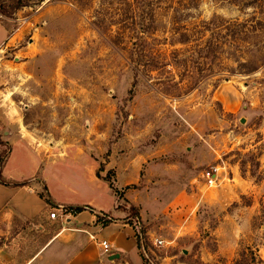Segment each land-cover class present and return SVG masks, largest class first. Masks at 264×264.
<instances>
[{
  "label": "rangeland",
  "instance_id": "rangeland-1",
  "mask_svg": "<svg viewBox=\"0 0 264 264\" xmlns=\"http://www.w3.org/2000/svg\"><path fill=\"white\" fill-rule=\"evenodd\" d=\"M147 3L33 0L11 17L0 0L15 37L0 103L14 102L25 124L0 125V138L10 144L11 132L23 131L40 165L35 177L56 196L72 191L74 203L90 201L117 171L128 179L118 203L132 205L127 218L152 260L139 245L143 264H264V8L153 1L156 28L143 34L142 55L138 30L126 33L123 23L139 27ZM239 23L246 41L201 60L217 30L239 33ZM201 25L200 47L178 42L174 31ZM133 203H143L144 220ZM38 224L0 226V264H37L53 232Z\"/></svg>",
  "mask_w": 264,
  "mask_h": 264
},
{
  "label": "crops",
  "instance_id": "crops-1",
  "mask_svg": "<svg viewBox=\"0 0 264 264\" xmlns=\"http://www.w3.org/2000/svg\"><path fill=\"white\" fill-rule=\"evenodd\" d=\"M10 31L7 22L0 19V70L10 62L9 50H14L15 37L10 36ZM0 95H5L1 89ZM3 101V104L0 103V125L25 128L20 108L9 99L5 98ZM6 133L7 131L4 132L5 135ZM7 138L12 144L13 151L4 166L3 175L8 180L26 184L14 186L0 182V226L4 224L8 227L14 224L16 219L33 220L37 221L38 228L46 233L53 231L34 262L37 264H143L139 254L135 224L129 221L132 218H127L128 209L118 208V205L124 204L118 203L120 199L108 181L99 179L101 190L95 189L96 196H92L87 203H74L72 191L56 196L48 190L45 181L35 177L40 165L35 156L31 157L30 139L21 130L17 134L11 132ZM33 160H35L34 165H32ZM135 160L141 165L147 161L141 156L135 157ZM116 175L113 183L116 188L124 192L128 179L121 178L118 171ZM129 175H134V172ZM96 190L101 191L102 195H97ZM106 197H111L109 203H105ZM133 204L143 207L140 216L144 220L147 214H144L143 203ZM68 206L82 207L83 210L77 214L73 212L66 221L50 217V213L55 209L61 212V208ZM104 214L111 219L106 226H103L104 219H100ZM104 241L111 245L108 253L102 249ZM111 253H119L120 258L114 261L108 260L107 256Z\"/></svg>",
  "mask_w": 264,
  "mask_h": 264
},
{
  "label": "trees",
  "instance_id": "trees-1",
  "mask_svg": "<svg viewBox=\"0 0 264 264\" xmlns=\"http://www.w3.org/2000/svg\"><path fill=\"white\" fill-rule=\"evenodd\" d=\"M3 2L8 1L9 5L5 6L3 9L4 14L7 13L8 16H11L16 13L18 10L22 9L25 6H29L30 3L33 0H1ZM146 0H143V2ZM153 1H155L156 3L161 2V0H152V3H147L144 4L143 6V10L141 13L140 18V22H135V24L139 25V27L134 26L133 22L129 23H123V30L126 33H130V31H135L138 30V37L140 40V46H142V55L145 54V48H146V41H145V37H143V34H149V33H153V31L155 30V26H156V15H155V6L153 4ZM188 1L189 4L191 5V8H197L199 6L200 0H185ZM220 1H229V2H239L242 3L243 6H255V4L257 5L256 7L258 8H264V0H220ZM148 8V11H144V9ZM263 10V9H262ZM241 25V27H243L240 32H236L231 30V27L228 25L226 26V32L223 33L222 30H217L216 32V37H213L212 40H207V42L205 43L204 46H202L200 48V58L201 60H206V59H212V58H218L217 53H216V49L220 48V46L225 45L227 43H230L231 41L235 42L238 40H243L246 41L248 39V33L247 31H249V29L245 26L246 23H239V26ZM205 25H201V26H197L196 28L192 29V30H185V31H180V32H175L176 35L178 36V42L183 43V44H188V43H192L193 41H196V44L198 47H200V45H202V35H204V31L206 30ZM215 34V33H214ZM244 34V38L241 37ZM231 37V40L229 39ZM138 44V43H136ZM198 62V61H197ZM159 64V63H158ZM140 66L147 68L148 63H139ZM198 65H202L201 63L198 62ZM206 65H208L207 61H206ZM155 69H151L152 70H159L158 65L155 63L154 65ZM200 68V67H199ZM254 70V69H252ZM0 146H5L7 149L4 150L3 152H0V182L4 185H21V184H26L25 182H17V181H13V180H8L7 178L4 177L3 175V169L7 160V157L9 155V150L11 148V145L7 142L4 141L0 138ZM108 173H111V171H109ZM110 187L114 190V192L116 193V195L118 196L119 199H121L123 197V190H119L118 188L115 187L114 183L110 180H108ZM127 204L124 205H118V208H122L124 210H129L130 207H127ZM132 206V205H130ZM66 210L68 211H72L75 214H77L78 212L82 211L83 208L82 207H74V206H68L65 207ZM133 218H138V215H132ZM100 219H104L103 220V226H106L107 223L109 221H111V219H109L107 217L106 214H104L102 217H100ZM141 237L138 238L139 241V245L140 248H142V242H141ZM149 256V255H148ZM151 256V255H150ZM147 261L151 262L152 260L150 259V257H146Z\"/></svg>",
  "mask_w": 264,
  "mask_h": 264
},
{
  "label": "built area",
  "instance_id": "built-area-1",
  "mask_svg": "<svg viewBox=\"0 0 264 264\" xmlns=\"http://www.w3.org/2000/svg\"><path fill=\"white\" fill-rule=\"evenodd\" d=\"M214 177L215 175H212L211 172H207V178L209 179L210 184L214 182ZM72 213H73L72 211H68L65 208H61V212L58 209H55L54 211L50 213V217L55 220L60 219L61 221H66L68 216H70ZM155 243L157 245H162L163 240L156 239ZM102 249L104 252L108 253L111 250L110 243H108L107 241H104L102 243Z\"/></svg>",
  "mask_w": 264,
  "mask_h": 264
},
{
  "label": "water",
  "instance_id": "water-1",
  "mask_svg": "<svg viewBox=\"0 0 264 264\" xmlns=\"http://www.w3.org/2000/svg\"><path fill=\"white\" fill-rule=\"evenodd\" d=\"M243 121H244V119H243ZM141 239H142V237H141ZM142 250H143L145 256L148 257V252H147V250H146V248H145V246L143 244V240H142ZM119 258H120V254L119 253H111L110 255L107 256V259L111 260V261L117 260Z\"/></svg>",
  "mask_w": 264,
  "mask_h": 264
}]
</instances>
